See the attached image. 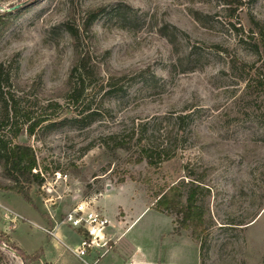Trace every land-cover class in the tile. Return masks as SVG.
<instances>
[{
  "label": "rangeland",
  "instance_id": "rangeland-1",
  "mask_svg": "<svg viewBox=\"0 0 264 264\" xmlns=\"http://www.w3.org/2000/svg\"><path fill=\"white\" fill-rule=\"evenodd\" d=\"M242 2L237 15L228 17L218 0H0L3 9L22 5L0 40V64L10 78L3 89L9 105L0 121V139L31 147L44 180L30 188L33 207L0 191L10 202L0 201V206L21 216H10L0 207V224L12 220L10 230L16 226L5 233L12 232L10 244L33 254L46 237V212L61 222L82 200L103 213L100 202L109 200L112 208L128 209L117 218L136 220L117 244L124 254L132 242L148 250L154 264L263 263L264 51L252 47L257 32L249 21L253 16L264 23V0ZM95 8L103 13L92 25V39L82 33V44L98 84L88 87L75 106L67 99L73 46L63 24L81 27L86 13ZM189 49L196 53L191 59ZM110 73L138 79L125 94L103 100L101 87ZM89 108L97 113L90 124L84 120ZM178 117H186L182 126ZM38 118L51 121L28 137L27 127ZM65 118L77 122L57 125ZM143 125L160 134L176 128L171 138L174 157L157 170L134 162L133 141L127 150H113L107 139L118 135L128 143ZM146 178L152 191L140 181ZM189 179L202 186L199 198L208 225L202 258L187 231L170 237L175 243L162 239L171 227L170 234L176 236L173 217L150 208L153 192ZM0 184H8L1 166ZM111 247L94 250L92 256L100 264H112L116 256L117 264L119 252L107 254ZM5 255L8 259L0 264H22L12 253Z\"/></svg>",
  "mask_w": 264,
  "mask_h": 264
},
{
  "label": "trees",
  "instance_id": "trees-1",
  "mask_svg": "<svg viewBox=\"0 0 264 264\" xmlns=\"http://www.w3.org/2000/svg\"><path fill=\"white\" fill-rule=\"evenodd\" d=\"M225 7L228 17H234L237 15V11L243 6L242 0H218ZM102 8L90 9L85 16V19L81 27H72L69 22L64 23V30H66L72 38L73 46V61L67 77V99L75 106L80 105L81 100L89 87L95 88L98 84L97 73L94 71L95 66L92 65L89 53L83 51L84 45L82 44V33L86 34L87 39H92V25L102 15ZM200 18L206 19L203 14H199ZM198 16L195 18L198 21H202ZM17 17L11 13L2 12L0 14V40L5 33L15 23ZM250 24L257 32V40L252 47L259 53L260 49L264 51V23L256 20L253 16L250 17ZM235 31H239L238 28L232 26ZM166 30V27L164 28ZM174 33H178L176 28H172ZM255 32V33H256ZM166 33V32H165ZM252 35L254 32H250ZM175 38V36H174ZM169 43L173 45V40L167 38ZM189 59L194 57L196 53L189 49L187 52ZM107 70V69H106ZM105 70V71H106ZM112 74L110 73L106 79V84L101 87L103 90L102 98L110 99L118 97L126 93V87L136 83L137 76H129L125 73ZM10 78L7 72L5 73L4 66L0 64V121H2L8 114V98L5 97L3 92L4 88L9 87ZM125 87V88H124ZM56 107L57 104H51L50 106ZM84 120L90 124L95 121L97 113L93 112L90 108L85 109ZM186 117H178L176 121L178 125L185 122ZM50 118H38L34 119L27 127L26 134L31 137L35 134L37 128L41 125L50 122ZM4 122V121H2ZM0 122V123H2ZM77 122L76 118L61 120L57 125L65 126L71 123ZM50 125H56L50 124ZM51 127V126H47ZM172 132H166L160 134L157 130H151L143 125L137 132L131 133L128 143L122 140L118 135H113L107 139L111 142L112 149H129L128 145L133 141V153L135 155L134 162L145 164L153 170L159 169V167L171 160L174 157L173 145L174 141H171ZM18 132L14 133V141L17 140ZM135 137V138H134ZM0 166L2 173L8 180V184L1 185L0 191L20 197L26 204L33 207L34 204L29 196V191L32 185L40 187L43 183V178L37 171L38 163L33 149L29 146L19 145L15 142H5L0 139ZM37 171V172H34ZM134 179V178H133ZM135 181V179H134ZM145 183L152 191L153 188L150 185L149 179L140 180ZM124 181L121 180L120 183ZM202 191L201 182L199 180L189 179L187 182L182 180L180 184L172 185L171 187L161 189L153 192L154 203L151 205V209L166 217H173V233L179 235V232H189V237L193 242L199 244V257L202 258L206 245L208 225L205 218V211L201 204L199 193ZM12 244V245H11ZM10 244V236L0 231V259H8L5 254L12 253L15 257L19 258L22 264H50L46 262L43 257V250L40 248L33 254L24 252L21 248L14 243ZM4 249V250H3ZM264 264V261L263 263Z\"/></svg>",
  "mask_w": 264,
  "mask_h": 264
},
{
  "label": "crops",
  "instance_id": "crops-1",
  "mask_svg": "<svg viewBox=\"0 0 264 264\" xmlns=\"http://www.w3.org/2000/svg\"><path fill=\"white\" fill-rule=\"evenodd\" d=\"M0 201L3 202H9V197L7 198L6 196L0 194ZM99 205V204H97ZM100 208L103 209L105 212L104 214L108 216V218L111 220V226L109 228V234L113 238V242L110 243L111 250L107 253H113L114 251H118L117 255L119 254L120 259L117 264H154V260L152 258V255L148 250H142V248L139 245H135L134 243L130 242L129 244V250L127 253L124 254L122 249H118V245L122 241V237L127 233L132 226L134 225L135 221L129 220V218H126V216L117 218V213L119 211L125 212L128 210L127 207L123 205H117L116 207H110L109 205V200L100 202ZM4 211L8 210L13 212L12 210L8 209V207L1 205L0 206ZM145 209L144 211H146ZM14 213V212H13ZM37 213V212H36ZM47 216L50 218V220L47 217V222L48 224L46 225V228H42L43 232L46 234V237L43 238V241L39 244L40 248L43 250V257L46 260V262H49L50 264H73L72 261H75V263L79 261V259L70 251L71 250H76L78 247V242H79V235L69 228L65 227L64 225L61 224L60 220L56 218L55 213L51 212H46ZM40 216V214H37V216ZM20 216V215H19ZM21 217V216H20ZM169 218V217H168ZM4 219V218H3ZM45 223L46 220L41 218ZM9 220V219H8ZM7 220V221H8ZM5 221V220H4ZM50 221V222H49ZM6 222V221H5ZM10 223H12L11 220H9ZM9 222L4 225L0 224V231L4 233H8L10 230V224ZM128 224V226H127ZM48 225V228H47ZM172 226V223H171ZM16 229V226L14 225L12 227V232H14ZM10 230V231H11ZM11 232V233H12ZM172 232V227L171 231H169L167 234H163L161 237L162 239H167L171 240V242L175 243L177 241L173 240L170 237H175L178 238V236H173L170 233ZM10 233V237H11ZM12 239V238H11ZM121 239V240H120ZM13 241V240H12ZM14 242V241H13ZM77 242V243H76ZM16 244V243H15ZM117 245V246H116ZM111 253V254H112ZM92 254L95 256L94 253H88L86 254L88 260L93 261V263H98L100 264V261L97 262V260L94 259ZM116 253L112 254L115 255ZM85 256V257H86ZM96 257V256H95ZM87 260V261H88ZM86 260H83L84 263L89 264V261L87 262ZM117 258L114 256L113 258V263L116 264ZM82 263V264H84ZM108 264V263H107Z\"/></svg>",
  "mask_w": 264,
  "mask_h": 264
},
{
  "label": "built area",
  "instance_id": "built-area-1",
  "mask_svg": "<svg viewBox=\"0 0 264 264\" xmlns=\"http://www.w3.org/2000/svg\"><path fill=\"white\" fill-rule=\"evenodd\" d=\"M92 204L89 200L76 203L61 221L62 225H68L73 231L79 233L80 244L76 250L70 249L79 260L94 250L106 251V248H109L110 243L113 242L108 231L111 220L101 210L94 208ZM6 212L10 213V216L21 218L11 211L6 210ZM7 218L9 219V217Z\"/></svg>",
  "mask_w": 264,
  "mask_h": 264
},
{
  "label": "water",
  "instance_id": "water-1",
  "mask_svg": "<svg viewBox=\"0 0 264 264\" xmlns=\"http://www.w3.org/2000/svg\"><path fill=\"white\" fill-rule=\"evenodd\" d=\"M22 5H16V6H13L11 8H8V9H3L1 6H0V11L1 12H7V13H11V12H14L16 10H18Z\"/></svg>",
  "mask_w": 264,
  "mask_h": 264
}]
</instances>
